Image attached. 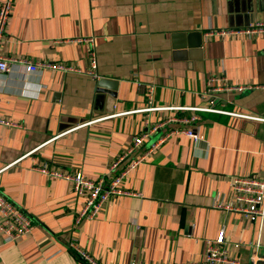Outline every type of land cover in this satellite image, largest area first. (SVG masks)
I'll return each instance as SVG.
<instances>
[{"label":"crops","instance_id":"crops-1","mask_svg":"<svg viewBox=\"0 0 264 264\" xmlns=\"http://www.w3.org/2000/svg\"><path fill=\"white\" fill-rule=\"evenodd\" d=\"M258 22L264 0H13L2 52L81 72L0 75V193L35 226L13 243L0 232V264H88L78 250L99 264L201 263L221 231L240 264H264V219L219 207L240 205L233 178H264V121L241 117L264 118V34L205 36ZM149 86L151 106L173 109L144 112ZM176 129L197 138L153 149ZM143 133L122 165L144 157L122 182L134 195L92 220L76 223L85 199L69 182L35 169L109 182Z\"/></svg>","mask_w":264,"mask_h":264},{"label":"built area","instance_id":"built-area-1","mask_svg":"<svg viewBox=\"0 0 264 264\" xmlns=\"http://www.w3.org/2000/svg\"><path fill=\"white\" fill-rule=\"evenodd\" d=\"M13 12V2L12 0H3L0 5V75L9 74L12 72L13 67L19 66L24 68L27 73L35 74L41 73L44 70L59 71V72H78L81 71L72 65L35 61L25 57H13L6 55L2 52L1 44L6 35V31L9 25L10 17ZM264 34V22H258L253 26L242 28V29H221V30H211L205 34L206 37H223L225 35H242L249 37H256ZM80 41L88 42L93 46V39H80ZM91 69L88 74L94 75L97 69V56L93 51L91 53ZM216 81V79H213ZM249 89L248 87H228V91L237 90L244 91ZM155 92V87L149 86L147 89V98L149 102V107L144 110V112H157L164 111L173 108L168 107H157L151 106L153 102V96ZM175 110V109H174ZM181 110V109H178ZM189 110V109H187ZM202 111L208 112H219L212 108L201 109ZM239 116V115H236ZM254 121H264V118L251 117V116H241ZM197 117H192L191 120H185V123L194 122ZM0 123H5L4 121ZM161 126H156L153 131L158 130ZM187 135L194 139L197 135L194 131L190 129H176L170 131L166 134L164 139H161L158 143L153 145V149L159 147L161 142H164L171 135ZM148 134L143 133L134 138L133 144L130 145L129 149L119 156L109 167V171L114 173V177L111 181L107 182L104 179L93 180L86 177L83 173H61L57 171H52L47 165H41L36 167L39 172H42L52 178H61L70 183L72 190L75 194L85 199L82 210L78 215L76 223H80L84 219L92 220L98 216L102 209L106 206L108 201L116 196L126 195L133 196V193L125 191L122 188V182L125 177L135 169L144 157L138 160H132L125 164L130 156H132L137 149L143 146L146 139H148ZM147 154V153H146ZM232 191L234 193V198L239 206H227L224 207L219 205L224 209L239 211L244 214L246 218L252 220L264 219V178H254V177H236L232 179ZM0 216L2 222L0 223V232L4 236V241L6 243L17 242L20 239L29 236L34 230L35 226L32 219L28 214L12 201L7 199V197L0 193ZM73 246V245H72ZM236 249L240 247L239 244L234 245ZM81 258L88 264H99L89 255L78 250ZM260 260L257 254L252 257L253 264H257ZM130 264H141V263H130ZM190 264H240L235 258H233L229 251L226 249V239L224 231H221L214 241H209L206 256L201 263H190Z\"/></svg>","mask_w":264,"mask_h":264},{"label":"rangeland","instance_id":"rangeland-1","mask_svg":"<svg viewBox=\"0 0 264 264\" xmlns=\"http://www.w3.org/2000/svg\"><path fill=\"white\" fill-rule=\"evenodd\" d=\"M3 2V1H2ZM12 2H13V0H12ZM0 5H1V3H0ZM1 49H2V44H1ZM108 170H109V168H108ZM75 194V193H74ZM76 195V197H79V198H81L82 199V197H80V196H78L77 194H75Z\"/></svg>","mask_w":264,"mask_h":264}]
</instances>
